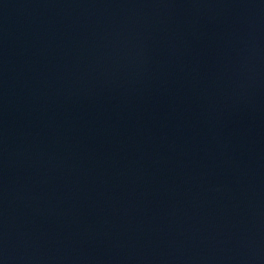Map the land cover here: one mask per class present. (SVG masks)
<instances>
[{
    "label": "water",
    "instance_id": "obj_1",
    "mask_svg": "<svg viewBox=\"0 0 264 264\" xmlns=\"http://www.w3.org/2000/svg\"><path fill=\"white\" fill-rule=\"evenodd\" d=\"M0 264H264V0H0Z\"/></svg>",
    "mask_w": 264,
    "mask_h": 264
}]
</instances>
